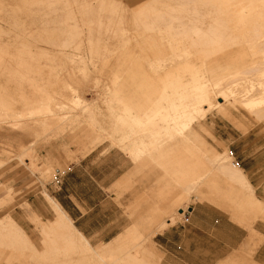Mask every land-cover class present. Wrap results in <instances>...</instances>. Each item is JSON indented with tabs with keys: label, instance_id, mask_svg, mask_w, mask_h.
<instances>
[{
	"label": "rangeland",
	"instance_id": "rangeland-1",
	"mask_svg": "<svg viewBox=\"0 0 264 264\" xmlns=\"http://www.w3.org/2000/svg\"><path fill=\"white\" fill-rule=\"evenodd\" d=\"M122 1L133 9L149 0ZM6 2L2 4L3 7L0 5V18H4L0 19V180L13 168L25 171L34 178L30 187L38 190L41 201H35L34 204L27 199L25 193L0 181V221L12 217L16 222L15 227L17 228L16 224L21 226L26 233L25 238L16 240L15 227L0 229V236L7 238L3 241L2 236L0 237V264H56V261L59 262L57 264H81L78 262L80 260L83 261L82 264H101L98 254L90 253L86 256L84 249L88 247L89 251L96 252L117 240L120 242L117 254H107L103 257L106 262L160 264L158 260L161 254L153 242L155 235L173 225L188 223L184 220V213L190 220L191 208L202 205L219 209L232 222L249 230L253 238L250 239L245 255L253 259L264 243V235L254 230L257 225H264V115H252L239 105L232 108L230 106V111H227L225 109L230 104V98L223 101L215 97L212 108L203 113L189 130L192 140L189 147L174 148L173 150H178H171L169 153L165 148L164 153L169 155L167 157L162 154L161 159L160 151L155 150L153 152L159 153V157L152 153V158L143 157L147 159L145 163L143 158L136 160L127 149L114 145L109 138L110 132H118L114 126L117 125V119L120 116L126 120L129 118L124 112L126 101L130 104L139 102L144 109L154 107L156 98L163 92L164 83L172 80V73H176L175 67H180V75L184 79L191 77L189 71L185 70L186 61L194 60L198 69L206 73L208 78L212 73L210 70L227 66L228 56L222 55L230 53L237 45H232L233 49H222L232 40L223 37L214 43L209 30L208 34L198 31L203 27L201 2L197 5L192 0L177 1L184 8V16L179 19L183 31L181 37L187 45L186 51L191 52V55L180 49L167 47L168 42L175 38L168 34L163 37L159 30L164 32L166 29L161 24L148 30L143 25L133 29L131 17L127 19L130 15L123 16L118 12L121 8H118L119 2L115 0H107L111 5L105 2L106 6H103L102 0H90V12L87 13L79 11L81 2H70L71 7H66L65 10L62 8L63 4L58 3L59 7H56L59 8V16L48 11L41 18L33 20L31 17H28L30 20L25 17L16 19L14 13L19 15L23 9L22 4L19 3V7V4L8 2L13 6L15 4L14 8ZM31 5L37 9L46 6L43 2ZM69 10L72 11L71 14H75L73 27L71 23H67L71 16L66 12ZM117 12L122 15H117ZM138 16L140 20L144 18L143 14ZM147 17L149 20L157 18ZM162 17L166 20L169 15L163 13ZM26 19L28 21L23 22ZM228 25L223 21L216 27L218 31H223ZM129 27L131 31H135L130 37L123 30ZM32 28L45 31L32 33L29 31ZM48 28L59 31L47 32ZM117 28L122 30L117 31ZM148 35L152 42L144 38ZM130 49L132 52L128 53ZM153 57H164L161 66L151 63ZM216 58H220L217 60L218 64L210 62V59ZM178 60L182 63H174ZM16 67L20 73L16 71ZM36 108H40L42 112L32 114ZM44 117L56 119L60 126L54 124L39 135H29L22 128H10L20 119L32 123L42 121ZM123 128L124 131H130L126 126ZM149 134L151 138L152 133ZM239 135L243 139L239 140ZM21 144L25 147L20 148ZM98 147H102L100 149L104 152L115 149L128 162V174L118 184L117 191V202L122 205L125 216L123 221L127 225L111 241L99 243L80 232L69 215L64 213L88 242H85L86 247L83 244V249L77 246L73 248L72 243L64 240L62 234L65 231L47 228L57 217L54 202L65 211L52 189L58 190L61 187L65 173L73 162H78ZM169 149L171 148L167 150ZM178 155L180 159L183 158L182 161L176 158ZM217 155L234 157V162L240 164L238 165L248 179L247 166L256 171L254 178L249 180L254 187L255 199L261 202L260 209L242 205L247 201L248 191L230 182L225 171L226 164L221 163L223 160H217ZM164 156L165 159L161 162ZM248 156L251 161L242 159ZM179 161L180 164H186H182L186 167L183 171L187 168L190 171L187 170L188 173L181 179H177L174 174L175 168H179ZM246 161L249 163L246 164ZM125 193L129 197L128 201L123 202L120 198ZM168 219H172V225L167 227L165 222ZM157 223L160 225L158 228ZM55 232L60 234L55 236ZM15 250L19 253L16 254ZM71 251L75 253L73 257L70 255ZM7 259L11 262L7 263Z\"/></svg>",
	"mask_w": 264,
	"mask_h": 264
},
{
	"label": "bare ground",
	"instance_id": "bare-ground-1",
	"mask_svg": "<svg viewBox=\"0 0 264 264\" xmlns=\"http://www.w3.org/2000/svg\"><path fill=\"white\" fill-rule=\"evenodd\" d=\"M102 1H103V6H106L105 5L106 3L111 5L110 2L109 3L107 2V0H102ZM115 1L119 2L118 8H121L118 10V12L122 13L123 16L130 15V16H128L127 19H129L131 17L130 24L133 25V26H131L133 29H136V27L140 28L141 25H143L144 28L148 30L150 28H155L156 24H161V25L165 26V29H166V31H164V32L162 31V29L159 30V32L163 33L162 36L164 37V35L168 34L169 37H173V39L175 38L170 43L168 42L167 47L180 49L181 51H184L185 54H187V55L192 54L191 52L186 51L187 45L181 37V34H183L182 33L183 31L181 29V25L179 24V19H180V17L184 16V8L180 7L179 3L177 2L178 0H149V1L145 2L139 8H133V9H131L127 4H124L125 2H123L122 0H115ZM192 1H194L195 4H197V5L201 2L200 10L202 11L201 12V14H202L201 20H202L203 27H201L198 31L203 32V34H208V30H209L210 33L212 34V39L214 40V43L219 42V40L223 37L224 38L228 37L229 40L231 39L232 41L230 43H228L222 49L226 48L225 50H228V49L234 48V46H232V45H235V46L237 45V46L234 50H230V53L226 52L222 55V56H226V57L228 56V62H227L228 64L226 63L227 66H225V67L221 66V67H218V69L210 70V72L212 71V73H210V78H208L206 76V73H203V71H200L198 69L197 65H195V63H194L195 62L194 60L186 61L185 65H184V66H186L185 70H188L189 74L191 76L189 78L183 79V77L180 75V71H181L180 67H175L176 73H174V72L172 73L169 70L172 73V80H168L164 83L162 94L158 98H156L157 103L154 107L149 108L150 110L144 109L140 105L139 102H138L139 104L134 103L135 104L134 105V104L127 103V101H126L127 105L124 108V112L127 114L126 116H128L129 118H127V120H126V119H122L120 116L117 119L118 121H116L117 125L114 124L115 128L118 129V132L117 133L110 132L109 138L112 139L114 145L117 144L120 147L123 146L125 149H127L128 152L136 160L137 159L140 160L143 157H146V158L151 157L153 155L152 153H154L155 157L157 154L158 155L161 154L160 155V159H161L162 154L163 155L165 154L164 153L165 148H166V151L169 153V152H171V150L174 152H176L178 150L177 149L175 151V150H173L174 148L176 149V148H180L182 146H185V147L188 146L189 147L188 144L190 142H192V140L188 134L189 130H191L193 125L199 120V118L203 115V113L209 111L212 108L213 99L215 97L220 99V100H223V101L227 100V98H230V100H231L229 102L230 104L225 109L227 111H230V106L232 108V106L238 107V105H239V106H242V108H245L252 115H256V116H263L264 115V0H192ZM4 2H6V3L11 2V3H15V4L20 3V4H22L21 6L23 9L27 5V8H25L24 11L21 8L22 13L19 11L21 14L19 13V15H17L16 13H14V16L16 17V19L23 18V17H25V18L31 17L32 20L37 19V18H41L40 16L47 13L48 11H53L55 13V15H58L59 14V8L56 7V5L58 3H60L61 5L63 4L62 8H63V10H65L66 7H71L70 2H76V3L81 2V4L78 3L79 5H81V7L78 6V8H79V11L82 13L90 12L89 8L91 7V4L89 3L90 0H0V5H2V4L4 5ZM40 2H41V4H42V2L45 3L46 6L43 5L41 8H38V9H37V7L36 8L31 7L32 6L31 3L35 4V3H40ZM15 4H14V6H15ZM20 4H19V7H20ZM3 5H2V7H3ZM9 5H12V4H9ZM114 5H116V3ZM74 7H75V4H74ZM92 7H93V5H92ZM107 10H109V9H107ZM186 11H189V9H187ZM66 12H68L69 15H71V16L73 15L72 17L70 16L67 19V21H69L67 23H71V25H72V20H74L73 18L75 17V14H71V12H72L71 10L66 11ZM118 12H117V15L119 14ZM163 13L169 15V17H167L166 20L163 19V17H162ZM0 14H2V13H0ZM122 14H119V15H122ZM140 14L141 15L143 14V16H144V18L141 20L138 19L139 18L138 15H140ZM83 15H85V14H83ZM147 15L153 16V17L156 16L158 19L162 18L163 20L162 19L158 20L157 18L153 19V20H149ZM11 17H9V18H11ZM0 19L4 20V18H0ZM28 20H30V19L28 18ZM28 20L26 19L23 22H26ZM75 20H76V18H75ZM10 21H8V22H10ZM223 21L226 22V24L229 23V25L226 26L223 31H218L216 26L219 25L220 23H223ZM24 24H26V23H24ZM161 25H159V26H161ZM1 27H2V29L4 28L3 26H1ZM72 27H73V25H72ZM118 27H120V26H118ZM122 28L121 29L117 28V31L122 30ZM83 29H84V27H83ZM80 30H82V29H80ZM123 30H125V33L127 32L126 34L129 37H130V35L135 34V31L134 32H133V30L131 31L130 27L124 28ZM29 31L32 33H35L36 31H38V33H40V32H44L45 30L44 29L41 30V28H32ZM52 31L54 33H57L59 30H57L56 28L55 29L54 28H48V30H47V32H52ZM204 31H207V32L205 33ZM143 35H145V34H143ZM144 38L150 40L151 37L148 35V36H144ZM129 40H131V39H129ZM226 41H228V40H226ZM0 43H1V40H0ZM224 44H225V42H224ZM206 50H208V49H206ZM219 50H221V49H219ZM129 52H132L131 49L128 51V53ZM203 53H204V51H203ZM205 53H206V51H205ZM179 54H181V53H179ZM173 55H176V54H173ZM163 58L164 57H161V58L153 57V58H151L152 62H151V60H149V61L153 65L157 64V65L161 66V62H162V60H164ZM170 58H172V57H170ZM1 59H2V57H1ZM206 59H208V58H206ZM219 59L220 58H216L213 60L210 59V62L218 64L217 60H219ZM223 59L224 58H222V60ZM207 62H206V64H207ZM174 63L181 64L182 62L180 60H178ZM14 65H15V63H14ZM202 65H204V63ZM174 66H172L173 70H174ZM208 67L210 68L211 66H208ZM154 68H155V66H154ZM8 69L10 70L11 68H8ZM15 69L18 72L17 67ZM21 69H22V67H21ZM183 69H184V67H183ZM18 73H20V72H18ZM182 73H183V71H182ZM155 77H156V75H155ZM18 78H20V77H18ZM163 78L165 79L164 76H163ZM15 79H17V78H15ZM18 81H19V79H18ZM117 90H118V88H117ZM110 103L112 104V102H110ZM110 108H112V107H110ZM41 112L42 111L40 110V108H36L33 110L32 114H36V113L39 114ZM49 116H51V115H49ZM49 116H47V117H49ZM114 118L116 119V117H114ZM93 123L94 122H92V124ZM54 124L59 125L58 121L56 119L52 120L49 118H45L42 121L32 122V123L26 122L25 120L20 119V120H17L15 123H13L12 127H10V128H11V130H17V129L22 128L23 130L25 129L28 132L27 134L32 133L33 135H39V134H41L42 131H44V129L48 130ZM94 124H93V127L96 128L97 126H95ZM123 126L124 127L126 126L130 131H127V130L124 131ZM23 130H21V131H23ZM161 130L162 131L164 130V131L161 132ZM121 132L123 135L122 134L120 135ZM24 133H25V131H24ZM149 133H152L151 134L152 137L150 136L151 138H149V135H150ZM155 134H157V135H155ZM153 135H155V136H153ZM148 138H149V140H147ZM170 144H172L171 147H170ZM174 145H175V147H174ZM19 146L21 148L22 144ZM167 146H169V147H167ZM23 147H25V145L22 146V148ZM185 147L183 149H185ZM168 148H171V149L167 150ZM155 150L158 152L160 151V154L153 152ZM158 155H157V157H159ZM167 155H169V154H167ZM167 155L165 154V156H167ZM179 155L176 158H178L180 161H182L183 158L181 157V159H182L181 160ZM165 156H164L163 160H161V162L164 161ZM167 157H166V160H167ZM216 157L218 158L217 160H219V159L223 160L221 162L222 164H223V162L226 164L225 165L226 166L225 171H226V174L230 178V182L234 185L235 184L239 185L242 189H244V190L246 189L248 191L247 201L243 202L242 205H247V206H250L251 208L260 209L261 208V204H260L261 202L259 200L255 199L256 197L254 196V193H255L254 187L251 184L250 180L247 178V176L244 174L241 167L237 163L234 162V157L229 156V155H222V156L217 155ZM143 159H142V161H143ZM155 159L160 160L158 158H155ZM169 160H170V157H169ZM145 161H147V159H144V162ZM180 161L177 163V166H179L178 169L181 168V170H178L175 168L176 171L175 172L173 171L174 174L176 175L177 179L184 178L186 176V173H188V171H189L188 168H187L188 171L186 169H185V171H183L184 168H186V167H184L186 164L184 165V163L182 162V164L184 165L183 166L182 164H180ZM162 164L165 165L164 162ZM180 165L183 167V169H182V167H180ZM174 166L176 167V165H174ZM54 205L56 208L57 217L54 219V221L51 224L47 225L48 226L47 228L51 229V230H55V229L57 230L58 229L60 231H65V233L62 234L64 236V240L66 239V240H68L66 242L72 243L73 248L75 246H77V247L83 249L84 248L83 244L85 245L86 243H88L86 241V238L73 226V224L70 222L71 220H69L67 218V216L64 214V212L61 210L60 206H58V204L56 202L54 203ZM241 219H243V218H241ZM11 224L14 225V220L12 218L8 217V219H6V220L5 219L3 221L1 220L0 226L2 225V228L0 227V229H2V230H4L5 228L9 229V225H11ZM165 224L167 226L172 225V219H168V221L165 222ZM20 230L23 231V229H21V228H20ZM20 230H17V231L19 232ZM51 230H49V231H51ZM59 232H57V233L55 232L56 233L55 236L58 235ZM19 233L21 234V231ZM1 236L3 238V241H4V239L7 240L6 236H4V235H1ZM20 236H22L21 238H25L24 237L25 234L24 235L21 234ZM17 238L19 239V237H17ZM17 238H16V240H17ZM28 241H30V240H28ZM28 241H26V242H28ZM119 243L120 242L117 240L115 242H112L107 247L100 248L99 250H96V252H94V250H92L93 252L89 251L88 247L85 248L84 250H85V252H87L86 256H88V254H90V253H95V254H98L99 257H101L100 258L101 262H102L101 264H110V262L108 263L109 260L106 262V260L103 259V257H105L107 254H110V253H113L114 255L117 254V250L119 249V246H120ZM62 246H63V244H62ZM80 246H82V247H80ZM1 247H0V249H1ZM85 247H86V245H85ZM79 248H77V249L79 250ZM15 251H17V250H15ZM83 251H82V253H84ZM82 253H81V255H82ZM70 255H71V257H73L75 255V253L73 251H71ZM31 261H33V260H31ZM55 261H56V259H55ZM56 262L59 263L58 261H56ZM78 262H80L82 264L83 261L80 260ZM61 263H63V262H61ZM63 264H67V263L64 262ZM83 264H85V263H83Z\"/></svg>",
	"mask_w": 264,
	"mask_h": 264
},
{
	"label": "crops",
	"instance_id": "crops-1",
	"mask_svg": "<svg viewBox=\"0 0 264 264\" xmlns=\"http://www.w3.org/2000/svg\"><path fill=\"white\" fill-rule=\"evenodd\" d=\"M240 138L243 139L241 135ZM100 148L73 162L65 173L61 187L52 191L66 212L61 210L69 215L80 232L93 238L92 241L106 243L124 231L127 225L123 221L122 205L117 202V191L129 167L119 151L110 149L104 152ZM242 159L251 161L249 156ZM246 171L249 179L254 178L256 171L250 170L248 166ZM0 181L25 193L34 204L35 201H41L38 190L30 187L34 178L17 167L4 174ZM128 197L129 194L125 193L120 200L128 201ZM189 217L188 223L173 225L155 235L153 242L161 254L158 260L160 264H264V243L254 258L249 259L245 254L253 236L248 229L232 222L219 209L202 205L191 208ZM15 223L9 225V229ZM16 226L20 230L21 226ZM254 230L264 235V225H257ZM20 231L26 235L24 229ZM19 232L14 233L15 238L22 237ZM9 260H6L7 263L11 262Z\"/></svg>",
	"mask_w": 264,
	"mask_h": 264
},
{
	"label": "built area",
	"instance_id": "built-area-1",
	"mask_svg": "<svg viewBox=\"0 0 264 264\" xmlns=\"http://www.w3.org/2000/svg\"><path fill=\"white\" fill-rule=\"evenodd\" d=\"M239 164V163H238ZM240 165V164H239ZM185 215H184V220L186 221V222H189V218L187 217V215H186V213H184Z\"/></svg>",
	"mask_w": 264,
	"mask_h": 264
}]
</instances>
